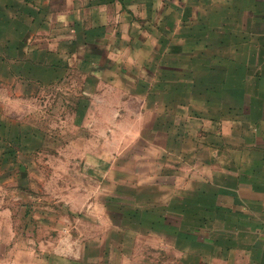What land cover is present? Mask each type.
<instances>
[{
    "label": "rangeland",
    "instance_id": "obj_1",
    "mask_svg": "<svg viewBox=\"0 0 264 264\" xmlns=\"http://www.w3.org/2000/svg\"><path fill=\"white\" fill-rule=\"evenodd\" d=\"M65 6L50 0L46 17ZM27 10L32 19L37 9ZM9 25L0 30V258L93 263L106 254L105 232L203 223L213 205L202 192L225 182L230 165L203 143L215 146V121L229 116L214 63L230 56L231 41L211 39L201 73L185 74L170 68L181 61L122 62L117 51L103 61L81 39L53 42L27 23ZM26 32L29 44L16 49Z\"/></svg>",
    "mask_w": 264,
    "mask_h": 264
},
{
    "label": "crops",
    "instance_id": "obj_2",
    "mask_svg": "<svg viewBox=\"0 0 264 264\" xmlns=\"http://www.w3.org/2000/svg\"><path fill=\"white\" fill-rule=\"evenodd\" d=\"M49 1L0 0V16L8 23L0 30L27 23L33 37L52 33L53 42L81 39L86 47H99L103 61L113 51L122 62L129 55L134 63L181 61V68H170L185 74L201 73L211 39L215 47L231 41L230 56L214 63L220 72L214 92L228 97L229 116L215 121V146L203 143L215 160L226 152L230 165L225 182L202 192L213 212L197 226L105 232L106 254L93 263L80 262L78 255L26 253L22 260L2 256L0 264H264V0H66L68 6L47 18ZM29 8L37 9L32 19ZM39 15L43 27L35 26ZM29 32L16 49L29 44Z\"/></svg>",
    "mask_w": 264,
    "mask_h": 264
},
{
    "label": "trees",
    "instance_id": "obj_3",
    "mask_svg": "<svg viewBox=\"0 0 264 264\" xmlns=\"http://www.w3.org/2000/svg\"><path fill=\"white\" fill-rule=\"evenodd\" d=\"M31 70H34V69H31ZM171 71H172V72H175V70H173V69H172ZM182 72H183V71H182ZM184 211H186V210H184Z\"/></svg>",
    "mask_w": 264,
    "mask_h": 264
}]
</instances>
